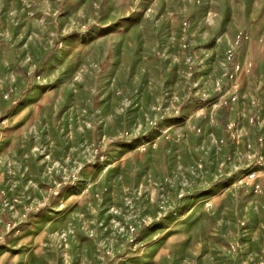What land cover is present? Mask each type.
<instances>
[{
	"label": "rangeland",
	"instance_id": "rangeland-1",
	"mask_svg": "<svg viewBox=\"0 0 264 264\" xmlns=\"http://www.w3.org/2000/svg\"><path fill=\"white\" fill-rule=\"evenodd\" d=\"M0 264H264V0H0Z\"/></svg>",
	"mask_w": 264,
	"mask_h": 264
},
{
	"label": "built area",
	"instance_id": "built-area-1",
	"mask_svg": "<svg viewBox=\"0 0 264 264\" xmlns=\"http://www.w3.org/2000/svg\"><path fill=\"white\" fill-rule=\"evenodd\" d=\"M250 178L253 179V175H250Z\"/></svg>",
	"mask_w": 264,
	"mask_h": 264
}]
</instances>
